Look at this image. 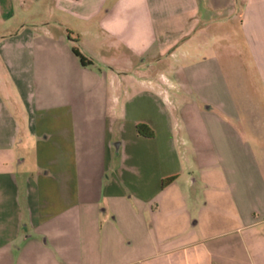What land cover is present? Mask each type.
Here are the masks:
<instances>
[{
	"label": "crops",
	"instance_id": "obj_1",
	"mask_svg": "<svg viewBox=\"0 0 264 264\" xmlns=\"http://www.w3.org/2000/svg\"><path fill=\"white\" fill-rule=\"evenodd\" d=\"M214 24L234 26L235 38L211 37L212 87L199 38ZM178 54L200 61L188 74L202 106L189 133L210 150L186 168L161 156L169 130L161 139L153 118L128 111L142 99L135 114L157 112L159 83L124 82L131 62ZM183 175L185 189H202L188 200L194 212L161 230L150 219L149 235L150 203ZM228 232L231 245L215 242ZM240 255L264 264V0H0V264H242Z\"/></svg>",
	"mask_w": 264,
	"mask_h": 264
},
{
	"label": "rangeland",
	"instance_id": "obj_2",
	"mask_svg": "<svg viewBox=\"0 0 264 264\" xmlns=\"http://www.w3.org/2000/svg\"><path fill=\"white\" fill-rule=\"evenodd\" d=\"M225 36L224 33H227V35L223 38L224 40L228 39L226 41L227 43H230L231 37L235 36V29L234 26L231 27L230 25L224 26V25H210L205 30L204 33L200 36V40L202 42H205V44L202 45V50L199 52L203 58H206L207 60V67L206 70L210 72L208 77H205V80L207 84L210 85L212 83V87L216 84L217 86L220 85V77L216 75L215 69L219 65L218 55L215 56L214 49L216 47L215 43L212 41V38L215 36H218L222 34ZM218 34V35H217ZM233 34V36H232ZM212 37V38H211ZM235 38V37H234ZM241 46L239 45V69H245L247 71V62L243 60V54L240 50ZM196 53V52H195ZM178 54L174 58H166V60L163 58L160 61L156 60H147L144 61L142 64L141 62L133 61L132 67L133 69H128L127 72L130 73L132 76V79H124L125 84L129 87L133 85L134 80H141L144 84H147V81L153 82L160 85V87L163 89L164 94L163 97L158 98L155 100L156 105L158 106L157 112H148L145 110H142L140 114L134 113V106L136 105V102L143 103L140 99H136L128 104V111L130 109L132 110L131 116L132 117H150L153 118L156 127L160 129L159 131V137L161 139H164L167 130H169L170 136H173L174 142L171 144V148L167 150L166 148L161 147V156L165 157L167 156V153L170 154L172 161L175 166H178L180 168H186L189 164L195 163V158L193 157L195 152H199L203 155H205L204 159H207L208 154L210 152L208 146L205 142L199 143L194 141L191 138L190 129H196L198 131V124L200 119V112L202 113V106L200 101H198L196 98L199 93L200 88V82L199 80L189 78V70H192V64H197L200 62L197 61H191V60H185L182 59V56ZM140 64V65H139ZM142 65V66H141ZM141 66V67H139ZM111 67H115L114 65ZM188 72V73H187ZM163 75V77H159ZM202 79V78H201ZM240 85L243 86L245 84V78L243 76H239L237 78ZM226 81L228 79L226 78ZM214 84V85H213ZM208 86V85H207ZM209 87L206 88V92H209ZM135 91V90H134ZM129 91V95H131L133 92ZM140 115V116H139ZM160 139V141H161ZM225 149V148H224ZM131 155L130 160L127 161L128 165L134 166L133 156L132 153H129ZM27 156V153H26ZM132 159V160H131ZM120 157H116L113 159L114 163H119ZM208 163V161L206 160ZM196 172L193 173V176L196 177ZM184 175L181 176L179 179L175 180L174 183H172L165 191L160 193L155 199V201L150 203V208L155 209L156 211L153 213H146L144 215V222L148 224L145 226L143 224L144 229H148L147 233L150 235L151 232H153L151 220H154L155 223L159 226L158 230H161V227L165 226V224L175 221L177 219L182 218L183 216H180L181 214H184V210L188 207L189 210H192L194 212L195 207L192 204V207L189 205V198H197L202 197V189L195 185L193 187H190V189L184 188L183 183ZM187 190V191H186ZM196 192V193H193ZM208 198H216L218 196H224L222 192L218 193H211L210 191H206ZM170 199V201L173 199L172 204L167 205L165 200ZM192 208V209H191ZM149 212V211H148ZM153 213V214H152ZM180 213V214H179ZM198 215H195L194 217H197ZM200 219L199 226L203 223V220L201 217H198ZM184 221L186 223V218L184 217ZM117 226L116 228H123L122 224H119L118 222L115 223ZM228 230L226 227L223 228L221 231ZM177 233V232H176ZM237 234L235 232H228L224 234L222 237L217 238L215 242L222 243V244H229L231 245V240H234L236 238ZM126 243H130L128 240ZM136 246L135 241H133L132 245H128V247H134ZM225 256L227 254L224 253ZM229 257V254L228 256ZM229 259V258H228ZM240 263L243 264L245 259H243L240 255L239 258Z\"/></svg>",
	"mask_w": 264,
	"mask_h": 264
},
{
	"label": "trees",
	"instance_id": "obj_3",
	"mask_svg": "<svg viewBox=\"0 0 264 264\" xmlns=\"http://www.w3.org/2000/svg\"><path fill=\"white\" fill-rule=\"evenodd\" d=\"M72 52L78 58L80 65L83 66V65L90 63L89 61L85 60L81 56V54L77 52L76 49L73 48ZM135 131H136L137 135L142 136V137H151L152 136V132L144 124H137L135 126ZM172 180H173V177L162 179L160 182V187L163 188V187L167 186Z\"/></svg>",
	"mask_w": 264,
	"mask_h": 264
}]
</instances>
